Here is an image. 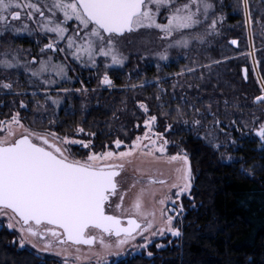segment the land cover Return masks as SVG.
I'll return each mask as SVG.
<instances>
[{
  "label": "trees",
  "instance_id": "1",
  "mask_svg": "<svg viewBox=\"0 0 264 264\" xmlns=\"http://www.w3.org/2000/svg\"><path fill=\"white\" fill-rule=\"evenodd\" d=\"M216 5L225 15L221 43L229 45V49L216 55L219 45L210 46L214 54L203 61L213 63L205 71L203 68L202 77L192 83L175 76L187 68L185 57L157 67L141 61L138 54L135 59L138 62L129 60L114 70L110 68L113 88L97 87L94 91L95 84L89 78L84 80L93 69L73 63L78 81L71 86L80 87L83 82L89 88L85 92L82 89L78 96H65L60 89L45 91L48 86L34 85L22 71L0 67V81L13 84L11 89L0 88V121L4 123L19 113L33 132H54L68 138L89 136L93 140L92 149L103 151L113 148L116 139L131 143L144 130L143 123L150 115L157 117L155 127L170 141V153L183 148L190 154L195 178L190 194L182 199L183 207L176 220L181 234L167 235L164 247L154 243L109 264H264V143L254 131V126L264 123V103L255 99L264 93V7L256 8L258 0L249 2L262 84L250 65L246 81L242 71L245 60L235 57L236 53L249 49L243 0H217ZM16 38L10 31L0 33V51L16 46ZM231 38L238 39L237 46L229 43ZM200 71L195 68L196 75ZM67 74L76 75L71 67ZM46 94L65 97L55 116L50 108L42 107L41 100ZM21 102L25 107H21ZM141 103L147 106V112L140 107ZM210 112L252 125L249 130L241 125L246 134L241 129L238 145L230 147V151L238 154L236 159L226 161L221 149L183 124L184 115L206 114L211 118ZM168 125L172 127L168 129ZM78 128L84 129L82 134ZM77 150L75 156L85 155ZM0 264L62 263L56 256L20 246L17 231L0 218Z\"/></svg>",
  "mask_w": 264,
  "mask_h": 264
},
{
  "label": "snow or ice",
  "instance_id": "2",
  "mask_svg": "<svg viewBox=\"0 0 264 264\" xmlns=\"http://www.w3.org/2000/svg\"><path fill=\"white\" fill-rule=\"evenodd\" d=\"M213 7L210 0H51L50 4L44 0V8L49 13L46 16L44 9L31 0H23V3L21 0H0V28L20 31L10 23V20H21L22 14L28 19H34L38 13L41 19L36 20L37 26L46 34L51 33L55 36L52 42L44 45L41 49L42 53L45 49L70 52L76 60L94 66L97 63V57L110 59L112 65H119L123 64L125 58L117 47V41L126 32L154 28L163 34L161 39L164 40L179 36L178 39H171L168 47H187L191 40L202 41L204 35L211 33L193 35L190 32L186 34V30L204 23H207L208 29L213 31L216 29L217 20L210 17V10ZM21 9L25 11L22 13ZM162 9H166L165 23H160L158 20ZM57 13L62 14L63 18L61 19ZM73 20L77 22L76 27L72 29V34L68 35L67 24ZM61 41H66L65 48L58 47ZM232 43L235 44L236 41ZM7 57L8 53H5L4 58L0 59V67L13 68L15 65ZM160 58L162 60L168 58L166 51L160 53ZM36 62V57H33L32 63ZM38 65V67L25 65L32 77H42L46 73L59 77L66 76V66L63 63H54L52 57H48L47 60L40 59ZM187 70L193 71L191 68ZM52 82L44 80V83ZM101 83L109 86L112 84L107 73L104 74ZM0 86L11 89L13 84L3 82ZM255 99L257 102L264 103V95L257 96ZM52 102L58 103L57 100ZM21 107H25L23 102ZM140 107L145 112L148 111L145 104L141 103ZM177 111L179 115H183L179 109ZM196 111L198 112L199 109ZM156 120V116H151L144 121L147 130L143 137L137 136L132 141V147L128 151L93 152L84 160L70 159L65 155L66 149L61 145L71 142L88 148L90 141H69L67 136L61 138L56 133L32 132L28 129H25V134L11 141L0 138V214H6L3 211L5 209L11 210L14 216L18 217L16 223L20 225L21 233L27 232L32 236L45 238L50 233L54 237H66L67 241L76 244L95 243L97 238L89 235V231L100 230L99 243L105 249L112 247V244L104 239L105 234L116 238V247L130 243L137 236L144 239L143 246L146 247L149 241L144 233H150L153 236L163 235L167 230L172 235L179 236L180 230L172 227L173 217L165 216L164 209H161L160 214L165 220V227H161L156 232H151L154 219H146L143 223L138 219V217H155V212L148 213L143 209V189L131 205L132 215L122 216L109 212V208L112 207L110 197L115 194L117 188L115 180L119 175L117 169H122L124 166L109 163V161L122 160L131 156L137 149L141 150L142 154L153 155L152 150L145 151L149 146L142 144L143 140H147L156 151L164 153L165 145L169 142L164 139L157 146V140L161 139L163 134L149 135ZM12 122L19 127H24L20 123L19 113L12 117ZM3 123L0 121V126ZM184 123L187 124L188 121L185 120ZM192 123L199 125L201 121L194 119ZM171 127V125L167 126L168 129ZM77 131L83 132L84 129L78 128ZM8 134L14 135L11 128L8 129ZM255 134L264 141V123L259 125ZM114 144L119 149L124 141L116 139ZM215 147L218 149L221 145L217 144ZM170 159L183 161V167L177 169L182 183L172 185L177 189L175 197L179 198L191 188V167L186 154L181 156L178 153ZM147 182L165 183L163 180L155 181L152 177H148ZM120 199L121 203L115 204V208L123 213L125 211L122 204L123 196ZM170 200L172 197L168 196L160 199L159 203L164 205ZM124 219L127 220L126 226L122 223ZM45 221L48 225H55L56 229L62 231L45 228L42 233L30 223L34 222L39 226ZM14 226L13 223L8 224L9 228ZM23 243L22 237L21 244Z\"/></svg>",
  "mask_w": 264,
  "mask_h": 264
},
{
  "label": "rangeland",
  "instance_id": "3",
  "mask_svg": "<svg viewBox=\"0 0 264 264\" xmlns=\"http://www.w3.org/2000/svg\"><path fill=\"white\" fill-rule=\"evenodd\" d=\"M216 1L217 0H210V2L214 5L213 9L210 10V17L217 20L216 29L214 31L211 29H208L207 23H204L201 25H197L191 30H186V34L190 32L193 35L196 33H200L202 35L205 34L206 32L211 33V34L204 35V39L202 41L195 40V39L191 40L187 47H177V46L168 47V43L171 41V39H178L179 36H175L173 38H170L169 40H164V39H161L163 34L158 29L141 28L139 30H133L130 33H125L123 36L118 38L117 47L119 51L122 53L123 57L125 58L123 61V64L112 65L110 59L105 60L104 58L97 57V63L94 66L90 63L76 60L71 55L70 52H59V54L57 55L58 58L56 60L54 58V55L51 54L50 57H52V60L54 63H63L66 66V76L64 77L55 76L54 74H51V73H46L42 77H32L31 72L26 70L25 65H28L30 67H38L39 61L33 64L31 60V54H28L27 48H23L19 45L10 46L9 48H5L2 51H0V59H3L4 54L8 53L7 58L12 60L13 64L15 65L13 68H16L18 70L21 69L20 71L25 73L26 77L30 78L29 82L34 83V85L39 84L44 87L48 86L45 89V91H49L51 89H57V90L60 89L61 93H63V95L65 96L67 95L78 96L80 95V93L83 92L82 89L84 90V92L89 89L83 82H81L82 84L80 85V87L74 88V86H71L72 85L71 83L73 81H76V80L78 81L77 79L78 73L75 71L74 64H76L77 66L83 69H86V68L93 69V71H91L89 74H87L84 77V80L85 79L88 80L89 78V80L93 81L92 80L93 77L96 78L95 86L92 88V90L94 91L97 87H100V88L105 87L103 86L104 84H102L101 81L105 73H110V68L120 67L126 64L129 60H133L134 63H136L138 61L135 59H136V56H138V54H140L139 57L142 59L141 61H145V63H148V65H156L157 67L166 65L169 62H172L173 60L178 61V59L185 57L187 68L176 72L175 76L177 79H179L180 77H183L185 82L192 83L195 79H198L199 76L202 77L203 68L205 71L213 63L212 61H203V58L214 54V51L210 49V46L214 44L219 45L216 48V52H218L216 53V55L224 54L225 50L229 49L228 48L229 45L227 46L226 44L221 43V41L223 40V36H224L223 28L225 25V20H224L225 15H224V12H220L218 10ZM250 1H254V0H243V7L245 10L247 27H248V38H249L248 47L249 49L246 50L245 52L241 51V52L236 53L235 57H241L242 59H244L245 66L250 65V68L254 70L260 82L263 84V81L261 79L260 72H259V61L260 60L257 57L258 46L256 45L254 38L252 37V16L249 11ZM258 4L259 6H256V8L261 7V6L264 7V0H258ZM165 15H166V9H162L161 14L158 17V20L160 23L166 22L164 18ZM201 19H203V17H201ZM208 22L210 23V20ZM65 47L66 46H63L62 48H65ZM165 51L167 53L168 58L166 60H162L160 58V53L165 52ZM225 57L227 58L228 56H225ZM106 65L108 66L106 67ZM69 67H71V69L74 70L76 74V75L74 74L75 76L67 74V70L69 69ZM189 68L193 69V71L189 72L187 70ZM195 68L201 69L198 75H196L197 73L195 72ZM44 80H50L53 82L44 83ZM3 82H7V81L2 80L0 81V84H2ZM8 83H11V82H8ZM67 83L69 84L66 85ZM113 84L114 82L110 86H108V88H113ZM57 85H64V87L54 88V86H57ZM0 88H2V86H0ZM65 89H67L68 91H64ZM262 95H264V93ZM64 98H65L64 96L59 97L54 94L53 95L46 94L44 95L43 100H41L42 107L44 109L50 108V111L53 112L52 116H55L58 113L60 107L62 106ZM53 100H57L58 103L54 104L52 102ZM210 115H211V118H208L206 114L203 117H200L199 115H196V116H188V115L185 116L184 115V117L182 118L183 124L188 127H192L196 131V134L204 137L207 142L213 145H217V144L221 145L219 149H221V154L226 161H231V160L236 159L238 154L230 151V147H233V146L236 147V145H238L239 137L241 136L240 133L243 134V131L244 132L246 131V130H243L244 128L247 130L251 129L252 125L248 122L244 123V121L242 120L224 119V118L219 117L218 115L213 114L212 112H210ZM149 117L151 116L150 115L147 116L146 120L149 119ZM194 119L200 120L201 123L199 125L193 124L192 121ZM19 120H20V123L24 127L17 126L14 122H12V119H10L9 121L5 122L0 127V138H4V139L11 141L17 138L18 136H20L21 134H24L25 129L32 131L30 128H28L24 124L20 115H19ZM185 120L188 121L187 124L184 123ZM241 125L244 127L243 129L242 127H240ZM143 126H144V130L138 135H136V137L137 136L143 137L144 132L147 130L144 123H143ZM155 126H156V121L152 125V130L149 132V135L152 136L154 133L163 134V132L159 131ZM258 127L259 125L254 126L255 129H257ZM9 128H11V130L13 131L14 133L13 136H9L8 134ZM237 131H239L238 136H236ZM51 133H54V132H51ZM78 133L82 134L83 132H78ZM57 136L59 135L57 134ZM88 137L89 136L81 137L78 135L77 137L69 138V141H73V140L85 141V142L90 141L91 143L88 148H83L80 144L71 143V142L67 144H63L61 145V147L66 149L65 155H67L70 159L84 160L87 158V156L90 153H93V152L100 153V152L109 151V150L114 151V152L128 151L132 147V142L131 143L125 142V144H122L119 149H117L114 144L113 148H108L103 151H95L94 149H92L93 140L92 138H88ZM135 138L133 140H135ZM49 139H51V137H49ZM164 139H166L169 142L167 145H165L166 151L164 153H160L159 151H156L155 149L152 148L151 145H149V142L147 140H143L142 144L149 146L148 149H146L145 151L152 150L154 152L153 155L142 154L141 150L137 149L131 156H128L122 159L124 161H126L127 159H131L133 164H140L141 166H143L142 170L146 172L147 174L150 172H153L154 169L158 172L162 170L163 172H165L164 174L169 178L167 184L160 186L158 192L153 197L154 205L156 207V212H157V219H156L155 227L151 230V232H156L161 227H165V220L162 219L161 214H160L161 209H164L165 216L171 215L173 217L172 227L177 228L176 220L178 218L179 212L182 210L181 208L182 199L184 196L190 194L192 186L194 184V178H195V175L192 169L191 160H190V154L187 153V151L183 148H180L176 153H170L169 147H168V145L170 144V141L167 139L166 136H164V134L161 139L157 140V146L161 144ZM57 143H59V141H57ZM77 149H80L82 153L85 152V155L83 157L75 156L76 154L75 151ZM77 152L79 151L77 150ZM178 153L181 156L185 154L188 156L189 165L191 167V188L187 192L183 193L179 198H176L175 192L177 191V189L173 188L172 185L182 183V180L179 179L180 173L177 172V169L183 167V161L182 160L172 161L170 157ZM228 157H231V159H228ZM168 196H171L172 200L166 201L164 205H161L159 203V200L162 198L168 197ZM3 211L6 212V214H0V218H3L7 224L13 223L15 225L13 228L18 233V242L20 246L30 247L42 255L56 256L61 260L62 264H109L110 262L117 260L118 258L125 256L126 254H134L137 252H141L144 249H148L151 245H154V243L157 246L159 245V247H164L166 243L163 240L165 239L167 235L171 234V232H168L167 230L164 232L163 235L153 236L150 233L145 234V236L148 237V241H149L146 247L143 246L145 244L144 239L140 237L137 241L133 242L132 245L128 246L127 248L123 247L124 249H120V250L99 248V249H96L95 251H89L86 253L85 252H75L74 250H68L65 248H54L52 246L46 245L45 243H43L42 240H40L39 238L35 236L28 234L27 232L21 233L19 231L20 225L16 223V221L18 220L16 216H14V214L7 209ZM22 237L24 239L23 245L21 244Z\"/></svg>",
  "mask_w": 264,
  "mask_h": 264
},
{
  "label": "flooded vegetation",
  "instance_id": "4",
  "mask_svg": "<svg viewBox=\"0 0 264 264\" xmlns=\"http://www.w3.org/2000/svg\"><path fill=\"white\" fill-rule=\"evenodd\" d=\"M33 3H38L42 9L45 11V15H49L47 12V9L44 8V0H31ZM47 2L50 4L51 0H47ZM21 3H23V0H21ZM22 13L25 11L24 9H21ZM57 15L62 19V14L57 13ZM39 14L36 13L34 19H28L26 16L22 14V18L19 21H11L10 23L14 25L16 29H20V31H15L12 28H9L8 30H4L3 28H0V33L3 32H12L14 35L17 36V38L14 40L17 44L16 46H21L23 48H27L28 54H31V60L33 57H36V61H39L40 59H47L50 57L51 54L54 55L55 60L58 58L57 55L59 54V51H53V50H47L42 53L41 49L44 48V45L47 43L52 42L53 39H55L54 34L51 33H45V31H42L36 23V20H40ZM76 21H70L67 24V27L69 28L68 35L72 34V29L76 27ZM27 26V27H25ZM63 46H66V41H61L58 44L59 48H62ZM116 67L113 68V70ZM21 70V69H19ZM94 74V73H93ZM95 75V74H94ZM112 83L114 82V77L111 76L110 73H107ZM93 81L89 80L90 82H93L95 84L96 78L93 77ZM105 87H108L109 85H103ZM264 143V141H261ZM109 163L113 164H123L122 169L119 170V175L116 177V183L117 188L114 195L110 197V200L112 201V207L109 208V212L116 215H132L131 205L133 201L136 199V197L141 194L142 192V201H143V209L145 212L151 213L155 212V217L147 216L145 217H138V219L141 220L143 223L146 219L147 220H153V228L155 227L156 219H157V212L156 207L154 205L153 197L158 192L159 187L162 185H166L169 178L164 174L162 170L160 172L156 171L155 169L153 172L146 173L142 170V167L140 164H133L131 159L124 160H113ZM148 177H152L155 181L163 180L165 181L164 184L160 183H148ZM123 196V208L125 211L121 213L115 208V204L121 203L120 197ZM122 223L126 226L127 220H122ZM34 228H36L40 232H44L45 228H54L56 227L50 226L46 223H42L41 225L37 226L34 223L32 224ZM152 228V229H153ZM151 229V230H152ZM57 231H62L59 229H56ZM147 233H144V235ZM89 235L96 237L95 243L89 245V244H76L71 241H67L66 237H54L50 233L46 235V238L43 236H35L43 241L46 245L52 246L54 248H65L68 250H74L75 252H89V251H95L96 249L103 248L99 243V237L101 235L100 230H90ZM140 238V236H137L135 240L131 241L128 244H125L120 247H116V238L108 237L107 234L104 235V239L112 244V247L110 249H124L128 246L132 245L133 242L137 241ZM124 247V248H123ZM130 250V249H129ZM127 250V251H129Z\"/></svg>",
  "mask_w": 264,
  "mask_h": 264
},
{
  "label": "water",
  "instance_id": "5",
  "mask_svg": "<svg viewBox=\"0 0 264 264\" xmlns=\"http://www.w3.org/2000/svg\"><path fill=\"white\" fill-rule=\"evenodd\" d=\"M126 33H129V32H126ZM232 41H236V43L235 44H233L232 43ZM229 43L231 44V45H233V46H237L238 45V39H236V38H231V39H229ZM242 71H243V77H244V79L247 81L248 80V68H247V66H243V68H242ZM25 134V133H24ZM19 137V136H18ZM17 137V138H18ZM117 171H119L118 169H117ZM115 180H116V178H115ZM9 211H11V210H9ZM17 219H18V217H16ZM31 224H33L34 222H30ZM42 223H46L47 224V222L45 221V222H42ZM35 224V223H34ZM50 226H53V227H56L55 225H50Z\"/></svg>",
  "mask_w": 264,
  "mask_h": 264
}]
</instances>
